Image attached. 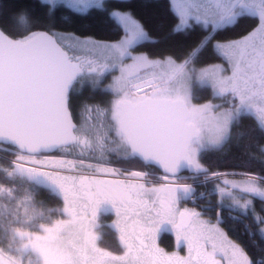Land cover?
<instances>
[{
    "label": "snow or ice",
    "instance_id": "6c2138e0",
    "mask_svg": "<svg viewBox=\"0 0 264 264\" xmlns=\"http://www.w3.org/2000/svg\"><path fill=\"white\" fill-rule=\"evenodd\" d=\"M37 6L0 4V264H264V168L205 163L234 145L233 168L264 165V0H168L169 34H198L180 54L154 50L132 0ZM62 10L115 38L60 30Z\"/></svg>",
    "mask_w": 264,
    "mask_h": 264
},
{
    "label": "trees",
    "instance_id": "16d2710c",
    "mask_svg": "<svg viewBox=\"0 0 264 264\" xmlns=\"http://www.w3.org/2000/svg\"><path fill=\"white\" fill-rule=\"evenodd\" d=\"M0 4H3L5 9L8 10H19L22 8H34L36 9L37 14H41V10L37 6V0H0ZM132 4L134 10L138 16L144 23L145 26L150 30L152 35L159 39L160 43L158 45L152 46L155 51H167L175 54H180L187 49L197 38L198 34H193L191 37L184 36H173L170 35V29L172 27V16L170 15L167 4L168 0H132ZM7 12L5 13V18L7 16ZM69 15L73 16V20L71 23H63L60 21V16ZM57 26L62 31L76 32L77 34H95L100 39H114L115 33L111 31L104 23L103 17L93 12L87 17H79L75 14L70 13L68 10H62L57 14ZM247 28V22L242 21L240 26H238L234 31L227 32L223 34L221 37L229 38L234 37L238 33H243ZM147 50V49H145ZM90 93L85 92L84 96L87 97ZM201 95L204 99L208 98L207 92H202ZM102 99H106V97L96 96V101H100ZM78 103V100L75 101ZM202 102V101H201ZM245 126L251 124L250 120H245ZM253 152L255 150L253 149ZM240 153L238 149L233 145L229 151L225 153H214L209 154L206 158L205 163L210 164L214 167H219V170H235V171H256L259 172L264 165L261 164L259 155L256 154V159L249 161L246 167L241 168H233L232 165L236 163L233 160V157L239 156ZM123 166V165H122ZM125 167H130L131 165H124ZM161 173L162 171H157ZM182 175H189L187 171L181 173ZM200 191H204V189H199ZM37 200L46 201L49 207L55 206L54 202L49 200L48 194L45 192H41L36 196ZM212 203L215 204L216 197H211ZM206 202L201 200L199 202V207L192 202H188L194 207H197L198 210L202 211L203 206ZM256 210L260 211V201L256 200ZM234 214V213H233ZM206 215H210L215 218V211L209 212ZM227 216V213H224ZM246 223H250V219L245 221ZM223 229L228 233L229 237L238 242L244 243L248 242L247 235L244 234V225L243 223H235L229 221L221 225ZM233 227L235 230L233 231ZM107 243L112 245L114 242L110 238H106ZM257 242H260V237L257 235ZM159 243L167 250H173L175 248V239L172 233L162 234L159 238Z\"/></svg>",
    "mask_w": 264,
    "mask_h": 264
},
{
    "label": "rangeland",
    "instance_id": "374dc122",
    "mask_svg": "<svg viewBox=\"0 0 264 264\" xmlns=\"http://www.w3.org/2000/svg\"><path fill=\"white\" fill-rule=\"evenodd\" d=\"M123 167H125L124 165H123ZM130 168H132L133 170H145L144 168H143V166L141 165V164H139V163H134V164H131V166H130ZM157 175H163V172H161V173H159V172H157ZM185 175V174H184ZM186 176V175H185ZM255 206H257V204H256V201H255ZM181 207H194V206H192V205H190V204H182L181 205ZM198 210V209H197ZM198 211H200V210H198ZM205 219H213L214 220V218L212 217V216H210V215H205V217H204ZM222 227V226H221ZM223 228V227H222ZM174 235V234H173ZM174 239H175V237H174ZM158 244H159V246L161 247V248H163L165 251H167V252H172V251H174L175 250V248L173 249V250H167L165 247H163L162 245H160V243H159V241H158ZM186 254V250H184V249H181V255H185Z\"/></svg>",
    "mask_w": 264,
    "mask_h": 264
},
{
    "label": "flooded vegetation",
    "instance_id": "af4514ba",
    "mask_svg": "<svg viewBox=\"0 0 264 264\" xmlns=\"http://www.w3.org/2000/svg\"><path fill=\"white\" fill-rule=\"evenodd\" d=\"M110 215V214H109ZM159 241V240H158Z\"/></svg>",
    "mask_w": 264,
    "mask_h": 264
}]
</instances>
